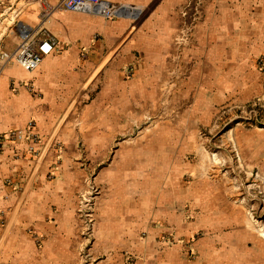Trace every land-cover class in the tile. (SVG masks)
<instances>
[{
  "label": "rangeland",
  "instance_id": "obj_1",
  "mask_svg": "<svg viewBox=\"0 0 264 264\" xmlns=\"http://www.w3.org/2000/svg\"><path fill=\"white\" fill-rule=\"evenodd\" d=\"M36 1L0 0V56L18 44ZM207 2L238 21L227 38L211 31L206 61L130 78L111 141L71 146L79 154L52 201L61 216L46 220L68 247L53 264H264V0H186L184 14ZM11 64L0 57L1 69ZM13 224L0 212V229ZM23 229L40 250L43 234Z\"/></svg>",
  "mask_w": 264,
  "mask_h": 264
},
{
  "label": "crops",
  "instance_id": "obj_2",
  "mask_svg": "<svg viewBox=\"0 0 264 264\" xmlns=\"http://www.w3.org/2000/svg\"><path fill=\"white\" fill-rule=\"evenodd\" d=\"M108 1L141 11L136 16L126 6L124 15L106 19L54 8L58 0L30 3L22 22L32 36L51 37L53 51L30 71L14 61L0 68V211L14 223L0 229V264H53L67 253L66 240H52L61 231L48 228L53 225L46 220L61 216L52 201L59 202V190L68 181L63 177L68 173L67 159L79 154L71 146L82 138L87 149L102 150L111 141L119 96L133 90L130 78H160L172 67L180 71L183 62L206 61L212 53L205 43L211 40V31L225 38L224 31L238 21L222 4L214 8L207 2L189 19L183 9L186 0ZM44 3L51 7L48 14H43ZM91 111L93 118L86 119ZM29 120L35 121L40 137L36 156L26 150L24 141L2 137L9 129L24 128ZM87 126L93 137L86 130L79 132ZM50 170L54 178L47 181L44 174ZM25 225L34 227L36 235L43 234L40 250Z\"/></svg>",
  "mask_w": 264,
  "mask_h": 264
},
{
  "label": "built area",
  "instance_id": "obj_3",
  "mask_svg": "<svg viewBox=\"0 0 264 264\" xmlns=\"http://www.w3.org/2000/svg\"><path fill=\"white\" fill-rule=\"evenodd\" d=\"M126 6L136 10L135 6L108 0H58L54 8L96 14L108 19L124 15L122 9ZM19 37V42L12 51L1 54L2 63L14 61L22 69L30 71L39 65L43 57L53 51L54 40L51 37H35L29 30L24 33L20 31ZM23 86L27 87L26 83ZM34 126L35 121L29 120L24 128L9 129L2 137L8 141H24L26 150L36 156V145L40 142V137L34 130ZM0 212L2 213V211Z\"/></svg>",
  "mask_w": 264,
  "mask_h": 264
},
{
  "label": "bare ground",
  "instance_id": "obj_4",
  "mask_svg": "<svg viewBox=\"0 0 264 264\" xmlns=\"http://www.w3.org/2000/svg\"><path fill=\"white\" fill-rule=\"evenodd\" d=\"M28 30V27H23L20 31H21V33L23 32H25V31H27ZM251 232V231H250ZM262 232V231H261ZM262 235V234H261ZM263 236H264V233H263Z\"/></svg>",
  "mask_w": 264,
  "mask_h": 264
}]
</instances>
